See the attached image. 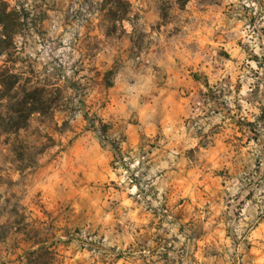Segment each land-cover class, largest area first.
<instances>
[{"label": "rangeland", "instance_id": "1", "mask_svg": "<svg viewBox=\"0 0 264 264\" xmlns=\"http://www.w3.org/2000/svg\"><path fill=\"white\" fill-rule=\"evenodd\" d=\"M5 1L13 44L0 66L57 90L47 113L0 131V264H264V0H127V11L115 0ZM173 38L201 84L177 108L201 137L193 166L242 181L216 202L164 201L142 156L101 121L114 74ZM105 58L115 60L102 75Z\"/></svg>", "mask_w": 264, "mask_h": 264}, {"label": "crops", "instance_id": "2", "mask_svg": "<svg viewBox=\"0 0 264 264\" xmlns=\"http://www.w3.org/2000/svg\"><path fill=\"white\" fill-rule=\"evenodd\" d=\"M143 5L145 18L158 16L153 4ZM181 50L189 55L188 46L174 38L162 41L149 48L144 61L117 71L99 113L101 121L110 125L111 135L121 137L120 145L130 149L132 156H142L154 176L151 186L164 201L179 197L182 204L193 203L199 197L216 202L224 189L240 190L242 181L237 174L193 166L189 150L199 146L201 137L192 128L184 131V124L176 121L177 108L195 96L201 84L188 68L192 61ZM115 58H105L102 75L112 69ZM209 195L216 197L209 199Z\"/></svg>", "mask_w": 264, "mask_h": 264}, {"label": "trees", "instance_id": "3", "mask_svg": "<svg viewBox=\"0 0 264 264\" xmlns=\"http://www.w3.org/2000/svg\"><path fill=\"white\" fill-rule=\"evenodd\" d=\"M115 1L124 3V11H127L125 10L129 6L127 0ZM179 1L184 3L186 0ZM8 6L7 1L0 0V54L7 52V49H10L13 44L11 25L14 20V10L9 9ZM114 18L116 21H122L125 16L121 14ZM19 82V73L12 72L9 67L0 66V107L5 109L4 113L0 115V119L3 122H8L2 126L0 131L5 134L16 133L24 128L33 113H47L51 109V104L45 96L51 90H57L49 82L36 81L24 85H20Z\"/></svg>", "mask_w": 264, "mask_h": 264}, {"label": "built area", "instance_id": "4", "mask_svg": "<svg viewBox=\"0 0 264 264\" xmlns=\"http://www.w3.org/2000/svg\"><path fill=\"white\" fill-rule=\"evenodd\" d=\"M129 181L132 182V181H133L132 178H130ZM132 186H133L134 188H136V184H133Z\"/></svg>", "mask_w": 264, "mask_h": 264}]
</instances>
